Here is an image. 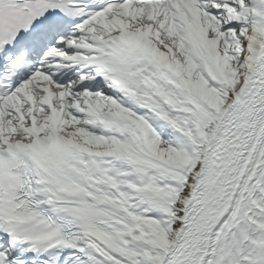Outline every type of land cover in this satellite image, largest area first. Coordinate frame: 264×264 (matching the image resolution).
I'll use <instances>...</instances> for the list:
<instances>
[{
	"label": "snow or ice",
	"instance_id": "snow-or-ice-1",
	"mask_svg": "<svg viewBox=\"0 0 264 264\" xmlns=\"http://www.w3.org/2000/svg\"><path fill=\"white\" fill-rule=\"evenodd\" d=\"M0 264H264V0H0Z\"/></svg>",
	"mask_w": 264,
	"mask_h": 264
}]
</instances>
